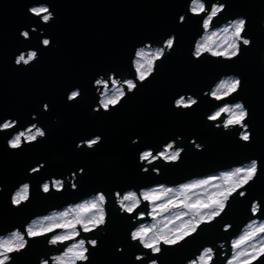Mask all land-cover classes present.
<instances>
[{"label":"water","instance_id":"1","mask_svg":"<svg viewBox=\"0 0 264 264\" xmlns=\"http://www.w3.org/2000/svg\"><path fill=\"white\" fill-rule=\"evenodd\" d=\"M32 2L0 0V122L12 118L23 128L37 122L32 120L36 114L47 138L25 145L23 150L10 151L6 140L17 129L0 133L3 230H23V225L38 214L49 209L63 210L69 202L103 191L109 198L107 226L93 234L82 233L86 239L99 241L98 247L91 250L89 264H141L134 257L144 250L130 242L129 233L137 223L149 221L146 216L133 223L140 211L148 215L147 202L132 216L121 214L115 206L114 190L123 193L130 187L139 190L159 183L174 187L187 179L208 177L256 158L260 163L259 176L246 186V197L235 194L220 218L211 225H202L181 245H162L164 250L158 257L148 254L159 264H184L189 258L195 259L203 246L210 245L216 248V264H224L231 255L228 242L253 218L249 211L251 202L259 200L264 206V0H228L225 12L212 22L211 29L215 30L228 19L247 18L244 35L252 44L246 48L241 45V55L231 62L222 57L212 59L207 54L201 60L191 57L203 29L202 17L189 15L183 24L178 22L179 16L187 12L189 0H49L55 19L48 25L27 12ZM211 2L207 0L209 9ZM32 27L37 32H32ZM22 29L30 32V40L20 37ZM41 29L53 45L59 46L42 47ZM173 33L177 37L174 49L158 64L153 77L144 84L138 82L136 92L109 113L92 111L98 102L92 85L99 75L107 78V73L114 72L118 77L128 74L134 78L131 59L135 48L145 42L159 44ZM29 48L38 51L39 59L30 67L15 66V56ZM228 74L241 77L238 94L218 102L204 96L222 75ZM76 87L82 90V96L74 103L67 102L68 91ZM181 94L198 96V105L191 110L175 109L172 102ZM236 100H242L251 114L246 121L252 132L248 144L237 140L238 128L230 132L217 130L205 119L214 108ZM44 103L49 105L47 112L43 110ZM226 119L224 113L215 122ZM93 135L103 137L95 150L76 148L78 141ZM178 136L182 141H177V146L185 148L182 160L175 165L156 162L149 166L148 173H142L145 165L139 163V152L145 148L159 151L162 144ZM133 138H138V143L132 144ZM192 139L204 145L203 150H196L190 143ZM41 162L45 163L41 172L29 175V169ZM81 168L82 174L78 171ZM152 168L160 169L161 174L156 175ZM73 172L78 176L77 191H72L70 185L61 194L53 191L46 196L39 191V184L45 179L64 178ZM25 180L32 184L31 201L13 208L11 192ZM258 215L254 219H264V208ZM225 223L233 225L228 233L222 231ZM46 240L30 241L25 252L14 256L13 264H39L41 256L47 258L53 251ZM219 241L226 243L224 250L217 247ZM221 251L226 252L224 258ZM142 264H147V260ZM255 264H264V257Z\"/></svg>","mask_w":264,"mask_h":264},{"label":"clouds","instance_id":"2","mask_svg":"<svg viewBox=\"0 0 264 264\" xmlns=\"http://www.w3.org/2000/svg\"><path fill=\"white\" fill-rule=\"evenodd\" d=\"M228 0H212L210 9L207 0H189L187 12L179 16L178 22L183 24L187 16L201 18L200 28L203 29V35L197 38L191 57L195 60H201L207 54V57L223 58L225 62H231L237 59L241 53L243 45L245 48L250 47L252 40L245 36L247 30V18L237 16L228 19L227 23L221 24L219 33L223 40L212 45L205 43L209 36V29L214 20H216L226 10ZM36 10H43L39 15ZM27 12L35 18H38L44 25L50 24L55 19V14L51 10L49 0H33L32 5ZM32 32H37L36 27L31 28ZM24 40H30V32L22 29L19 33ZM40 45L44 48L58 47L53 45L50 37L44 35L43 29L39 31ZM176 35L170 34L162 38L159 44L145 42L143 45L137 46L131 59V68L134 72V78L125 74L118 77L114 72L105 75H99L93 81V87L98 96V102L93 107L94 113H109L111 110L119 107L122 101L129 94H134L139 84H144L157 71L158 64L172 53ZM226 40V43H225ZM223 45V47H221ZM220 51L228 50V55H213L207 48ZM148 55L142 57L140 53ZM26 53V55H25ZM24 57V59H21ZM39 59L37 50L27 49L21 51L14 58V65L18 67H30ZM111 85V86H110ZM227 85L228 87H221ZM242 88V79L238 75L228 74L222 75L210 88L204 92V96L210 101H220L222 98L234 96L238 94ZM82 96V90L79 87L68 91L66 100L69 103L76 102ZM221 97V98H217ZM199 97L191 94H181L173 100V107L178 110H191L199 103ZM223 111L222 110H225ZM43 110L49 111V105L43 104ZM217 113H227V119L223 123L215 122L213 119ZM250 111L242 100L227 103L218 108L211 110L205 119L207 122L214 124V127L225 132L239 129L237 140L248 144L252 141V132L250 125L246 123L250 118ZM57 118H54V122ZM32 120L37 121L28 124L26 127L20 128L19 122L12 118H6L0 122V133L12 132V135L6 140V146L10 151L23 150L25 145L31 146L34 143L47 138L46 130L39 125L36 114L32 115ZM230 121V122H229ZM215 122V123H214ZM177 141H182V137L176 140H169L166 144H162L159 151L152 148H145L138 154L140 164L145 165L142 173L149 172V166L156 162H163L166 165H175L182 160V154L185 152L184 147L177 146ZM103 142L101 135H93L91 138L80 140L76 143V148L95 150ZM132 144L138 143V138H133ZM196 150H203L204 145L197 143L195 139L190 141ZM155 152V154H154ZM45 167V163L41 162L38 166L29 169V175L40 173ZM81 174L84 169L78 170ZM152 172L160 175V169L152 168ZM260 172V163L256 158L234 164L227 169L220 170L216 178V183L206 184L190 191L188 185H195L197 182L206 181L207 179H187L186 181L175 184L176 186H167L166 183L153 184L146 187L128 188L121 193L114 190L115 206L121 214L132 216L137 213L138 209L147 202V214L152 218L151 223H137L129 233L130 242L138 244L144 251L138 252L134 259L137 262L147 260V264H159L156 258L149 259L148 254L152 257H158L163 253V246L175 247L181 245L198 233V229L202 225H211L226 212L231 199L236 193L239 197H246V186L250 185L257 179ZM77 173L73 172L64 178L51 177L45 179L39 184V191L48 196L53 193H63L68 185L72 191L78 190ZM67 182V183H66ZM211 189V190H209ZM241 189H244L241 191ZM3 192L2 176H0V193ZM32 184L31 181L25 180L15 187L10 195V204L13 208H21L31 201ZM109 198L103 191L90 193L87 197L81 198L76 202H69L63 207V210L49 209L44 214H38L29 219L20 227H13L7 231L3 230L0 224V264H13L14 256H18L25 252L29 247L30 241L47 238L46 243L53 251L45 258L41 256L39 264H89L91 259V250L96 249L99 241L96 238H85L82 233L93 234L101 228H106L108 222L107 205ZM264 206L259 200H253L250 205L251 219H249L240 229L238 235H234L230 241L231 255L224 260V264H255L264 257V219H254L259 217ZM145 215L144 211H140L135 216L133 223L142 220ZM233 228L231 223H225L222 227L224 233H228ZM61 230V231H57ZM71 241L70 244L66 242ZM217 247L224 250L226 243L224 241L217 242ZM117 251H123L118 248ZM225 251H221L220 256L224 258ZM217 252L216 248L205 245L199 251L195 259H187L184 264H216Z\"/></svg>","mask_w":264,"mask_h":264},{"label":"snow or ice","instance_id":"3","mask_svg":"<svg viewBox=\"0 0 264 264\" xmlns=\"http://www.w3.org/2000/svg\"><path fill=\"white\" fill-rule=\"evenodd\" d=\"M41 11H43V10H36V14L37 15H39L40 14V12ZM217 36V34H213L212 36H209L207 39H206V41H205V43L207 44V45H212V44H214L215 43V41H214V37H216ZM225 43H226V40H225ZM221 47H223V45H221ZM207 50L208 51H211L212 52V54L213 55H228V50L226 49V50H224V51H220L219 49H216V50H213L211 47H208L207 48ZM140 55L142 56V57H145V56H147L148 54L147 53H140ZM21 59H24V57H21ZM221 87H228L227 85H221ZM217 98H221V97H217ZM223 111H226V109L225 110H222V112ZM221 114L222 113H217L215 116H213L212 118L213 119H217L218 117H220L221 116ZM230 122V121H229ZM215 179L216 178H209L208 180H206V181H200V182H197V184H195V185H188V186H185V187H187L190 191H193V190H195L196 188H198V187H203L204 185H206V184H212L213 183V181H215Z\"/></svg>","mask_w":264,"mask_h":264},{"label":"rangeland","instance_id":"4","mask_svg":"<svg viewBox=\"0 0 264 264\" xmlns=\"http://www.w3.org/2000/svg\"><path fill=\"white\" fill-rule=\"evenodd\" d=\"M220 29V28H219ZM219 29H211V26H210V29H209V34L212 32V31H216L218 34H217V36L216 37H214L213 39H214V41H215V43H217V42H219V41H222L223 40V37H222V35L219 33ZM214 43V44H215ZM222 99H224V98H222ZM224 113H222L221 114V116L223 115ZM227 114V113H226ZM219 118V117H218ZM228 118V117H227ZM211 176H218V173L217 174H213V175H210V176H208V177H200V178H197V179H207V178H209V177H211ZM217 181H213V183H216ZM209 190H211V189H209ZM194 192L195 191H199V190H193ZM237 194V193H236ZM147 216V218L149 219V221H147L146 223H151L152 222V218L149 216V215H144V217L143 218H145Z\"/></svg>","mask_w":264,"mask_h":264},{"label":"built area","instance_id":"5","mask_svg":"<svg viewBox=\"0 0 264 264\" xmlns=\"http://www.w3.org/2000/svg\"><path fill=\"white\" fill-rule=\"evenodd\" d=\"M25 55H26V53H25Z\"/></svg>","mask_w":264,"mask_h":264}]
</instances>
